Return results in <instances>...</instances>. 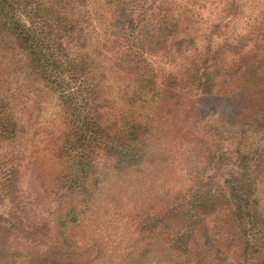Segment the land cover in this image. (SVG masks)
<instances>
[{"label": "trees", "instance_id": "obj_1", "mask_svg": "<svg viewBox=\"0 0 264 264\" xmlns=\"http://www.w3.org/2000/svg\"><path fill=\"white\" fill-rule=\"evenodd\" d=\"M175 4V0H143L141 5L134 0H0V149L28 132L38 136L49 156L45 162L54 164L38 177H42V188L50 200L57 201L63 212L57 219L61 244L57 246L52 224L35 211L31 215L17 196L19 167L8 164L22 154L20 148L16 146L13 158L0 152V159L4 158L0 194L11 203L6 217L0 215L3 237L21 236L38 245L53 244L51 255L12 253L9 264H76L83 255L87 261L90 252L74 231L86 220L80 207L95 198L102 179L117 178L120 184L140 176L146 163L152 168L167 167L162 160L153 161L152 145L149 147L156 128L130 109L143 102L146 106L157 102L156 108L161 110L160 106L180 105L183 99L195 102L199 95L203 101L218 99V89L228 88L231 82L237 83L228 102L231 115L220 114L208 131L216 138L215 149L201 152L205 146L199 144V153H205L206 158L202 172L213 174L187 197L177 196L168 206L148 208L146 202L137 206V220L132 224L136 233L128 238L144 245L138 258L130 262L235 264L240 257L238 264H264V215L258 197L264 154L246 143L253 133L264 135V27L250 23L237 38H227L216 47L210 44L202 51L195 38L186 36L188 23H200L195 9L184 6L185 12L193 15L182 18L176 14L182 12H175ZM232 9L236 12V4ZM214 26L218 32L230 22ZM157 51L187 55L179 73L161 79L147 74L143 53ZM94 52L104 58L96 59ZM107 61H112L113 73L122 70L133 78L121 98L106 96L98 84L108 79L103 65ZM125 66L131 68L126 71ZM87 80L95 83V91L82 90L83 101L88 102L79 106L73 95L79 92L77 83ZM27 84L36 85L35 90L27 89ZM52 94L58 95L64 129H44L48 119L42 115L41 99ZM120 101L127 103V109L123 108L127 111L114 110ZM85 108L90 110L84 112ZM154 115L160 118L158 111ZM160 122L168 123L163 116ZM167 127L171 133L175 124L170 122ZM229 135H239L241 145L234 157L233 148L227 146L234 139H227ZM102 162L107 167L103 168ZM87 180H92V186L86 185ZM131 188L126 185L125 191ZM84 192L89 200L76 197ZM111 215L106 213V222L116 225L123 219L121 214L113 219ZM127 231L131 233L130 228ZM224 233L228 235L220 237ZM91 244L96 250L91 262L111 260L95 240Z\"/></svg>", "mask_w": 264, "mask_h": 264}, {"label": "rangeland", "instance_id": "obj_2", "mask_svg": "<svg viewBox=\"0 0 264 264\" xmlns=\"http://www.w3.org/2000/svg\"><path fill=\"white\" fill-rule=\"evenodd\" d=\"M134 2L137 5H141L143 0H134ZM175 2V8L177 9L175 12H182L176 13L179 17L183 18V16L188 17L193 15L190 12H188L189 14L185 12L184 6H190L195 9L200 23L198 25L188 23L189 34L186 36L195 38L197 48H201L202 51H206L210 44L211 47H216L227 38H237L236 34L238 35L246 32L250 23H256V27H264V0H238V2L236 0H175ZM233 3L236 4V12H233ZM193 17L196 18L195 15ZM252 18H254V20H252ZM227 20L230 22V26L228 28L220 26V31L216 32L214 25H221ZM213 30L216 32L215 35L211 34V32H214ZM247 49H250V47H247ZM100 50L102 51V49L99 48L98 51ZM89 51L91 52V50ZM163 52L164 51L143 53L144 58L147 60V64L141 63L140 66L145 65L148 68L147 74L150 76L156 75L161 79L164 76H168L170 73H179L180 65L181 63L183 64L187 56L178 55L177 53L176 55H169L167 53L163 55ZM93 54L96 59L102 60L104 58L103 56H96L95 52ZM113 54L115 55V52H113ZM103 65L104 68H106L105 71L108 79L98 84H100L102 91L106 90L104 91L106 96L113 99L121 98L122 95L120 94L126 92L125 86L132 82L133 78H129V74L122 70H115L116 72L113 73L111 68L112 61H107L103 63ZM129 66H131V64H129ZM129 66H125L126 71L128 68L133 67ZM109 86L114 87V89L111 91ZM227 86L228 88L221 87L218 89V99L203 101V96L199 95L194 98L195 102H192L190 99H183L180 100V105L164 104L160 106L161 110L156 108L157 102L148 106L143 102L141 104L142 106H134L130 109L132 114H139V117H141L140 119L144 123H149L151 128H156L152 136L154 139L150 141L149 147L151 148L150 145H152L151 151L154 153L153 161L155 162V160H157L159 162L162 160L167 167L164 166V168L160 166L159 169L156 167L152 168L146 163L141 167L145 170H143L140 176L133 179L126 178L127 181L120 184L117 178H111L112 180L110 181L102 179L101 187L96 192L95 198H93L87 206L84 205L80 207V211L83 214L82 218L85 217L86 220L83 226H81L82 224L77 226L74 235L76 236L77 234L80 241L82 240L81 242H83L82 247L86 249L87 252L89 251L90 254L89 257H87V261H85L86 257L83 255L80 257V260H77L76 264H103L101 259L97 262H91L96 256V250H94L91 244L92 240H95L97 244L101 245L107 257L111 258V260L109 258L110 261L104 264H132L130 262L131 259L135 260L138 258L140 249L141 247L143 248L144 245V243L140 241L136 242L135 239L130 240L128 238L130 234L135 232L134 228H132V224L137 220L136 213L140 209L137 208V206L141 207L144 202L148 203V208L154 207L158 209L163 205L168 206L177 196L187 197L203 180L213 174L212 171L202 172L206 158L205 153H199V144L204 143L205 146L201 152L206 149H215L216 138L213 134L208 132L209 127L217 124L216 121L220 114L224 117L231 115L228 102L230 96H233L235 93L237 83L231 82ZM34 87L36 88V85H26V88L31 91L35 90ZM78 87L81 88L78 89ZM37 90L39 89L37 88ZM77 90H79V92ZM82 90L88 93L91 90L95 91V83L93 82L92 84L90 80H87L86 83H77L76 91L78 99H76V94L73 95V97L75 101L79 103V106H84L88 102L83 101L85 96L81 93ZM108 92L113 93L108 95ZM147 93L148 92L145 94ZM89 95L91 96L92 94ZM41 100V109H43L42 115L48 119L44 129L52 128L56 130V128L60 127L64 129L59 116L61 105L58 95L52 94L49 98L43 96ZM82 103L84 105H82ZM120 104L118 109L114 110L116 112L127 111L123 109L124 107L127 109V103L120 101ZM88 110L85 108L84 112ZM156 111L159 112L160 118L158 119H155L154 113ZM224 112H226L225 115L223 114ZM162 116L166 122L175 124L176 129L172 127L171 133H169L167 127L168 123L165 124L160 122ZM164 127H166L165 131L163 130ZM157 128L159 129L158 131ZM174 129L176 130L175 132H173ZM30 133L32 132H28L19 137L10 147L3 146L0 152L5 154L8 158L9 156L13 158V152H15L16 146L20 148L22 154L16 155V159L14 158L15 160L10 161L9 159L10 162L8 164V166H17L18 164L19 167L20 192L17 193L19 201L31 215H33L35 211V213H39V215L43 216L52 224L51 228L53 229L54 240L57 242V246H61L58 239L57 219L59 216L63 215V212L59 210L57 206L59 203L57 201L54 202L50 200L45 190L42 188V177L41 180L38 177L39 174L42 176L47 173V171L51 170L54 164L52 162H45L46 158L49 159V156L45 154L43 150V143L39 145L38 136L35 137ZM226 138L230 140L234 138L231 143L227 145L233 148V151H231L233 153H231V155L234 157L237 154L235 150H238L241 145L238 143L239 135L233 137L229 135V137ZM246 139V143L248 142L249 145L256 147L264 154L263 134L255 136L253 133ZM162 140L164 142L163 144L161 142ZM221 144H223V142ZM3 160L4 158L0 159V168L3 164ZM102 163L103 168L107 167L105 162ZM86 182L87 186H92V180H87ZM126 185H132V188L125 191ZM120 189L123 190L124 193H119ZM160 190L162 192L159 198ZM76 197L81 198V200L90 199L89 194L86 192H84L83 195L77 193ZM258 197H260L261 202V213L264 215V177H262L261 182H259ZM156 200H159L158 204H155ZM135 203L136 205L133 206ZM10 205L11 203L0 194V215L6 217ZM121 207L124 209L125 213H122ZM111 212H113L112 215ZM106 213L111 215L112 219L114 216L116 218L117 214H121V216L123 215V219L116 225L111 224L109 223L110 221H105ZM129 228L131 233L127 231ZM227 235L228 233L220 234V237L224 238ZM0 238V264H9V259L11 258L9 254L12 253L19 254L20 256H27L30 254L37 256L38 254L44 253L51 255L53 251V248L50 249V247H53L51 243L45 246L33 243L30 239L21 236L6 238L3 237L1 231ZM258 244L259 246L262 244L261 238L258 239ZM124 256H128V259H125ZM232 258L235 259V255H232ZM240 259L241 258L238 257L237 261L234 263L238 264Z\"/></svg>", "mask_w": 264, "mask_h": 264}]
</instances>
